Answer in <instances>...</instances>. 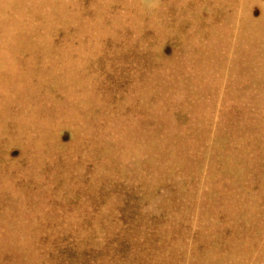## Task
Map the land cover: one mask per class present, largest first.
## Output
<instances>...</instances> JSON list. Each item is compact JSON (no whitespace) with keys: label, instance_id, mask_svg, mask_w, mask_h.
I'll return each instance as SVG.
<instances>
[{"label":"rangeland","instance_id":"1","mask_svg":"<svg viewBox=\"0 0 264 264\" xmlns=\"http://www.w3.org/2000/svg\"><path fill=\"white\" fill-rule=\"evenodd\" d=\"M0 264H264V0H0Z\"/></svg>","mask_w":264,"mask_h":264},{"label":"bare ground","instance_id":"2","mask_svg":"<svg viewBox=\"0 0 264 264\" xmlns=\"http://www.w3.org/2000/svg\"><path fill=\"white\" fill-rule=\"evenodd\" d=\"M80 17V16H79ZM222 45V44H221ZM223 46V45H222ZM143 91V90H142ZM230 94V93H229ZM143 109H145V108H143ZM243 109V108H242ZM25 134V133H24ZM19 141V140H18ZM50 151V150H49ZM232 251V250H231ZM214 259V258H213Z\"/></svg>","mask_w":264,"mask_h":264}]
</instances>
